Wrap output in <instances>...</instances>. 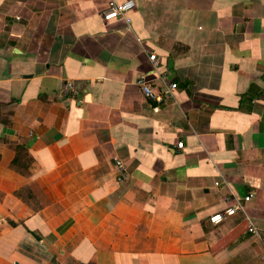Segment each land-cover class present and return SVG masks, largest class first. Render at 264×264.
<instances>
[{"label": "crops", "instance_id": "obj_1", "mask_svg": "<svg viewBox=\"0 0 264 264\" xmlns=\"http://www.w3.org/2000/svg\"><path fill=\"white\" fill-rule=\"evenodd\" d=\"M115 1L0 0V264H264V0Z\"/></svg>", "mask_w": 264, "mask_h": 264}, {"label": "built area", "instance_id": "obj_2", "mask_svg": "<svg viewBox=\"0 0 264 264\" xmlns=\"http://www.w3.org/2000/svg\"><path fill=\"white\" fill-rule=\"evenodd\" d=\"M134 8L135 5L132 1L118 3L115 0H107L106 7L101 12V18L104 22H108L111 20H124L127 22V16L131 11L134 10ZM148 59L152 63L153 67L157 70L159 67V62L156 56L154 54H150ZM159 79L161 80L163 86L166 88L164 94L170 93L177 88V85L174 82L168 81L166 74H160ZM136 85L139 87L141 94L146 100L155 103H161L163 101L162 94L155 92L152 83L145 80L143 76H140L137 79ZM64 90L66 91V93L71 94L72 96L76 95V89L71 82H67L66 84H64ZM177 147L181 149L182 143L177 144ZM116 166L118 168H121V163L117 161ZM250 199L251 195L245 196L243 200L232 198L231 201L228 202L223 212L214 214L209 217V223L213 226H217L222 223L225 218L232 217L238 212H243L244 203L250 201ZM249 232L256 234V230L253 227L249 228Z\"/></svg>", "mask_w": 264, "mask_h": 264}, {"label": "trees", "instance_id": "obj_3", "mask_svg": "<svg viewBox=\"0 0 264 264\" xmlns=\"http://www.w3.org/2000/svg\"><path fill=\"white\" fill-rule=\"evenodd\" d=\"M26 154H27V153L25 152L24 157H26Z\"/></svg>", "mask_w": 264, "mask_h": 264}]
</instances>
